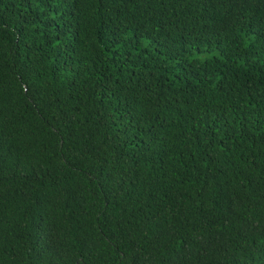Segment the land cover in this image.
Masks as SVG:
<instances>
[{"label":"trees","instance_id":"trees-1","mask_svg":"<svg viewBox=\"0 0 264 264\" xmlns=\"http://www.w3.org/2000/svg\"><path fill=\"white\" fill-rule=\"evenodd\" d=\"M0 264H264V0H0Z\"/></svg>","mask_w":264,"mask_h":264}]
</instances>
